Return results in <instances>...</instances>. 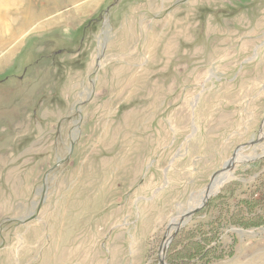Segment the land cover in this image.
Segmentation results:
<instances>
[{"label":"rangeland","instance_id":"374dc122","mask_svg":"<svg viewBox=\"0 0 264 264\" xmlns=\"http://www.w3.org/2000/svg\"><path fill=\"white\" fill-rule=\"evenodd\" d=\"M258 124L264 0H0V264H162ZM262 136L166 264H264Z\"/></svg>","mask_w":264,"mask_h":264},{"label":"water","instance_id":"95a60500","mask_svg":"<svg viewBox=\"0 0 264 264\" xmlns=\"http://www.w3.org/2000/svg\"><path fill=\"white\" fill-rule=\"evenodd\" d=\"M264 132L263 127L261 126L253 135V138L246 144H243L242 146H240L231 157H229L227 159V161L222 165V167L220 169H218L212 176L210 183L208 184V186L204 189L205 193V197L201 200V202L199 203L200 205L197 208H190L188 211H186L185 213H183L182 215H180L181 217V221L176 224L177 226V230L175 231V233L173 235H171L169 238H167L165 240V242L163 243L162 247H161V254H162V259L161 262L162 264H166L165 260L163 258H165L166 253L168 248L170 247V244L173 241V238L176 234V232L179 230L180 227H182L184 225V222L187 218H190L192 215H194L199 209H201L206 202H208L210 200V198L213 195L212 192V188H213V184L214 181L221 176L224 173H230L233 171V169L235 168L236 162L238 161L239 157L243 154H245V151H249L253 145H256L258 143H260L263 139L262 133ZM246 148V149H244ZM241 149H244L241 151ZM171 224H173V221L171 222Z\"/></svg>","mask_w":264,"mask_h":264},{"label":"bare ground","instance_id":"6f19581e","mask_svg":"<svg viewBox=\"0 0 264 264\" xmlns=\"http://www.w3.org/2000/svg\"><path fill=\"white\" fill-rule=\"evenodd\" d=\"M243 160V159H242ZM224 177H226V175L224 174V176L223 177H220V178H217L216 179V181L214 182V184H213V188L215 187V186H219V185H221V183H223V181H224ZM226 179V178H225ZM213 188H212V192H213ZM205 197V193H204V195H203V197H202V199ZM201 199V200H202ZM175 222V221H174Z\"/></svg>","mask_w":264,"mask_h":264},{"label":"crops","instance_id":"0c3cea01","mask_svg":"<svg viewBox=\"0 0 264 264\" xmlns=\"http://www.w3.org/2000/svg\"><path fill=\"white\" fill-rule=\"evenodd\" d=\"M260 126H261L260 124L257 125V127H260Z\"/></svg>","mask_w":264,"mask_h":264}]
</instances>
